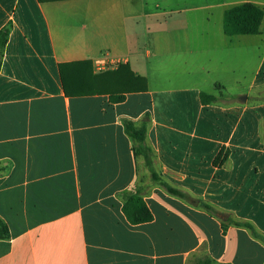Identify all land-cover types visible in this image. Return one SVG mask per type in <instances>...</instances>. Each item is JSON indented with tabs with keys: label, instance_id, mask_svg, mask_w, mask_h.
I'll return each instance as SVG.
<instances>
[{
	"label": "crops",
	"instance_id": "0c3cea01",
	"mask_svg": "<svg viewBox=\"0 0 264 264\" xmlns=\"http://www.w3.org/2000/svg\"><path fill=\"white\" fill-rule=\"evenodd\" d=\"M246 3L264 12V0H0V31L12 26L0 264H264V19L256 35L224 31ZM83 60L127 63L147 90L68 97L60 65ZM126 121L146 122L149 167ZM133 190L151 222L124 215Z\"/></svg>",
	"mask_w": 264,
	"mask_h": 264
},
{
	"label": "trees",
	"instance_id": "16d2710c",
	"mask_svg": "<svg viewBox=\"0 0 264 264\" xmlns=\"http://www.w3.org/2000/svg\"><path fill=\"white\" fill-rule=\"evenodd\" d=\"M263 19L264 12L256 5L252 3L237 5L226 10L224 15V31L228 36L256 35L260 33ZM11 29L12 26L8 25L0 31V71ZM60 73L63 88L68 97L108 95L112 102L120 103L126 99L127 94L145 92L147 90L146 78L134 73L127 63L119 64L116 68L107 71L95 72L91 60L76 61L60 65ZM215 99L214 96L202 94V102L204 104H209L215 101ZM125 128L133 141L135 156H143L148 159V166H150L153 151L146 144V122L141 126H137L133 121H126ZM219 161L220 156L215 160V163L217 164ZM168 191L174 195L182 196V193L176 189L168 188ZM206 209L209 211L213 210L210 206H206ZM123 213L132 225L148 223L154 219L139 190H133L126 195ZM237 225L246 226L258 235L251 224L237 223ZM9 235L8 226L0 219V238H7ZM203 264L214 263L205 261Z\"/></svg>",
	"mask_w": 264,
	"mask_h": 264
},
{
	"label": "rangeland",
	"instance_id": "374dc122",
	"mask_svg": "<svg viewBox=\"0 0 264 264\" xmlns=\"http://www.w3.org/2000/svg\"><path fill=\"white\" fill-rule=\"evenodd\" d=\"M194 1H197V2H198V0H194ZM144 160H145L146 165L148 166V163H149L148 161H149V160L146 159V158H144ZM148 167H149V166H148Z\"/></svg>",
	"mask_w": 264,
	"mask_h": 264
},
{
	"label": "water",
	"instance_id": "95a60500",
	"mask_svg": "<svg viewBox=\"0 0 264 264\" xmlns=\"http://www.w3.org/2000/svg\"><path fill=\"white\" fill-rule=\"evenodd\" d=\"M246 98V97H245Z\"/></svg>",
	"mask_w": 264,
	"mask_h": 264
}]
</instances>
